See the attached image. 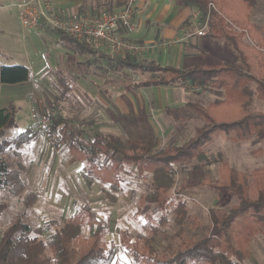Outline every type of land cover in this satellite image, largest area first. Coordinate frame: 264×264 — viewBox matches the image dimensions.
Instances as JSON below:
<instances>
[{
    "label": "rangeland",
    "instance_id": "obj_1",
    "mask_svg": "<svg viewBox=\"0 0 264 264\" xmlns=\"http://www.w3.org/2000/svg\"><path fill=\"white\" fill-rule=\"evenodd\" d=\"M22 1L26 0H6L0 6V18H4L3 23L0 22V62L27 63L30 66L31 59L36 57L42 61L45 59L46 64L37 67L35 77L33 73L28 83L2 86L0 108L15 102L16 97L20 100L16 102L19 107L17 104L11 105L16 111L15 124L7 129L6 139L13 142L20 131L28 129L34 117L51 120V116L60 115L84 130L85 135L81 139L85 142H89L90 135L100 132L129 142L142 137L147 148L163 149L184 144L195 136L197 128L205 124L191 104L206 106L216 99L214 93L185 82L180 84L179 95H173L175 101L171 104L169 101L161 103L159 97L155 102L154 94L148 91L140 94L134 89L136 82L150 77L149 73L127 68L113 69L103 58L92 62L90 54H75V61L67 60L63 54L64 47L55 41L58 39L56 30L46 27L25 30L21 26L16 4ZM45 1L57 8L64 0ZM102 1L85 2L92 13H102L106 11V7L101 5ZM79 2L74 3L77 5ZM197 2L194 12L198 13L199 20L195 25L200 27L207 18L210 21V5L203 0ZM213 4L224 12L217 1ZM247 14L256 27L245 29L241 40L247 46V53L252 54L251 72L261 77L264 71V0H257V5ZM231 19L228 17L229 21ZM235 24V29L242 31ZM209 29L208 24L205 36H194V44L187 55L190 57L188 66L202 62H228L246 70L234 46L224 38L208 36ZM130 40L148 46L136 55L138 58L162 51V42L154 47L150 46L154 42ZM88 59L92 63L86 65ZM83 60V64H80ZM166 103L169 105L166 106ZM160 104L161 108L157 106ZM170 105L172 108H168ZM171 109L176 110L177 116ZM251 109L264 111V101L255 96ZM30 134L27 146L25 142L20 145L13 142L2 153L11 168L21 170L24 189L19 195L11 194L6 185L1 189L0 203H6L7 207L0 218V235L16 216H20L31 227V236L47 240L67 220L85 209L105 224L99 236L100 244L107 250L117 247L111 264H139L131 247L135 245V249L141 251L144 238L150 240L158 254L168 255L183 242L197 240L209 233L212 228L211 212L221 215L238 202L232 195L219 196L208 187L184 189L180 194L188 202L186 217L181 222L173 210L175 192L167 210L153 206L145 208L142 197L150 191V173L141 176L135 166L124 164L119 171L116 187L93 174H90L89 182L84 175V163L70 153L67 144L59 141V134L53 131L51 124L44 126L40 132ZM257 147L249 140L232 141L224 136L216 137L205 148L213 161L211 164H206V160H193L182 167L175 165V189L206 177L214 181L219 179L223 161L235 165L240 171H252L264 166V154L252 152ZM99 160L101 162L103 156H99ZM31 191H36L38 197L32 205H26L24 199ZM48 222L52 224L48 225ZM91 232L90 225L84 224L82 237L90 236ZM46 253L51 254L50 249ZM241 264H264L263 233L254 234L249 254Z\"/></svg>",
    "mask_w": 264,
    "mask_h": 264
},
{
    "label": "trees",
    "instance_id": "obj_2",
    "mask_svg": "<svg viewBox=\"0 0 264 264\" xmlns=\"http://www.w3.org/2000/svg\"><path fill=\"white\" fill-rule=\"evenodd\" d=\"M85 1L80 5L81 14L89 12ZM214 1L222 10L224 8V12L216 6L210 7L208 35L229 41L238 51L246 70L226 62L201 63L182 69L129 54L114 57L57 30L65 38L68 48L75 52L89 53L95 60L103 58L113 69L127 68L150 74L148 79L135 83V86H168L190 82L216 95V99L206 106L191 104L205 120V124L197 128L195 136L182 145L163 149L147 148L143 138L129 142L100 132L90 135L89 142H85L81 139L85 135L83 129L70 124L65 117L51 116L53 131L59 134V141L67 144L70 153L84 163V175L89 182L90 174H93L116 187L119 171L124 164L135 166L141 176L150 173V191L142 197L145 208L153 206L167 210L175 192L173 210L178 221L182 222L186 217L188 202L180 194L184 189L208 187L219 196L230 194L238 200L228 212L221 215L211 212L212 228L209 233L197 240L183 242L168 255L158 254L150 240L144 238L141 251L136 250L135 245L131 247L139 264H241L249 254L254 234H264V166L252 171H240L235 165L223 161L219 179L214 181L206 177L175 189V165L182 167L193 160H206V164H211L213 161L205 148L216 137L224 136L232 141L249 140L252 145H258L252 152L264 154V111L251 109L255 96L264 101V71L261 77L251 72L252 54L247 53V46L241 40L245 29L256 27L249 21L247 11L257 5V0H203L207 5ZM127 3L128 0H103L101 5L106 7L103 12H113L116 7ZM237 10L240 11L237 13ZM228 17L232 19L229 21ZM234 23L242 31H237ZM29 78L30 69L24 64L0 65V87L2 84L25 82ZM171 111L176 114L175 109ZM15 112L12 107L0 109V191L6 185L11 194L19 195L24 189L21 170L11 168L10 163L2 157L13 142L20 145L31 136L26 129L13 142L5 138L7 129L15 124ZM99 156H103L101 162ZM37 197L36 191L29 192L24 199L25 204L32 205ZM6 207V203H0V218ZM86 223L92 232L90 236L82 237ZM104 228V223L99 222L89 210L83 209L67 220L60 230L49 235L47 240H42L31 236V227L16 216L0 235V264H111L117 247L107 250L100 244L99 236ZM47 249L51 254L46 253Z\"/></svg>",
    "mask_w": 264,
    "mask_h": 264
},
{
    "label": "crops",
    "instance_id": "obj_3",
    "mask_svg": "<svg viewBox=\"0 0 264 264\" xmlns=\"http://www.w3.org/2000/svg\"><path fill=\"white\" fill-rule=\"evenodd\" d=\"M3 1L6 0H0V6L2 5ZM77 1L79 0L60 1L59 7L57 8H63L69 12L80 13L81 12L80 5L82 4L83 1L80 0L79 2L80 5L79 4L76 5V3L74 2ZM128 1H131L132 6L134 8L133 21L136 25V29L133 32L126 31L127 36L130 39L142 43H150V42L167 43L166 45L161 46L162 47L161 53H156V54L153 53L152 56L147 55L145 58L142 59L153 60L161 65H171L182 69L196 66V65L188 66L190 57L187 55L190 54L191 52L189 48H191V46L194 44V36L199 35L196 33V30L201 27L195 25L197 21L195 20L196 12H194V10L196 9L195 5L198 4L197 0H128ZM3 21L4 18L1 17L0 22L3 23ZM120 30H125V29L121 27ZM57 33H58L57 34L58 39H56L55 41L57 42V44L64 47L63 54L67 60H69V58L73 59L75 54L76 55L79 54L81 56L89 55V53L81 54L79 52H75L72 49L68 48L63 35L59 32ZM209 43L213 44V41H210ZM97 50H102V49H97ZM28 60L30 59L28 58ZM85 60L81 61L80 63H83ZM89 60L90 59H88L87 62H89ZM91 60L92 62L96 61L95 57L92 55H91ZM32 62H34L33 63L34 65H32ZM3 64H4L3 62H0V65ZM40 64H46L45 59H43L42 61V59H38L35 57L31 59L30 66H28L27 63L24 64L28 66L30 69L31 79L33 78V73L35 77V70L37 69V67H39ZM210 64H215V63H210ZM216 64H220V63H216ZM30 78L27 81L18 84L28 83L30 81ZM3 85L4 84H2L0 87V95ZM179 88H180V84L168 85V86H162V85L135 86L134 84V89H137L140 94L141 93L145 94V92L148 91L155 95L154 97L155 102H158V97H159L160 98L159 101L161 103L162 102L165 103L166 101H169V104L173 102L174 94L179 95L178 93L180 90ZM14 101L15 102H12L10 105L1 108H8L11 107V105H16L17 101L20 102V100L17 97L14 99ZM169 104L166 103V106ZM161 105L162 104L157 106L161 108L162 107ZM17 106L19 107V103L17 104ZM170 106L171 107L168 108H172V105ZM126 112L127 111H125V113ZM21 132L22 131H20L19 134ZM137 138H142V137H137ZM25 143L27 146L28 141Z\"/></svg>",
    "mask_w": 264,
    "mask_h": 264
},
{
    "label": "built area",
    "instance_id": "obj_4",
    "mask_svg": "<svg viewBox=\"0 0 264 264\" xmlns=\"http://www.w3.org/2000/svg\"><path fill=\"white\" fill-rule=\"evenodd\" d=\"M214 7L213 3L209 4ZM21 26L25 30L46 27L62 31L75 40L88 43L94 49H102L114 57L133 55L147 49L146 45L132 42L126 34L135 29L133 22L134 8L131 1L113 12L84 13L69 12L63 8H55L52 3L45 0H26L16 4ZM198 21V13L195 15ZM208 18L196 30L199 35L207 34ZM123 27L125 30H120ZM157 42L150 46H157ZM162 42L161 45H166ZM50 118L34 117L33 123L28 127L31 133L40 132L44 126H49Z\"/></svg>",
    "mask_w": 264,
    "mask_h": 264
}]
</instances>
